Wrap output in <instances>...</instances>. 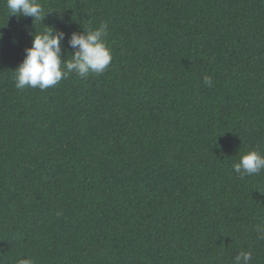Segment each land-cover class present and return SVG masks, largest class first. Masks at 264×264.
Masks as SVG:
<instances>
[{"label":"trees","instance_id":"trees-1","mask_svg":"<svg viewBox=\"0 0 264 264\" xmlns=\"http://www.w3.org/2000/svg\"><path fill=\"white\" fill-rule=\"evenodd\" d=\"M0 0V264H264V0ZM107 24L112 60L17 89L33 34ZM212 79V86L204 77Z\"/></svg>","mask_w":264,"mask_h":264},{"label":"clouds","instance_id":"clouds-1","mask_svg":"<svg viewBox=\"0 0 264 264\" xmlns=\"http://www.w3.org/2000/svg\"><path fill=\"white\" fill-rule=\"evenodd\" d=\"M9 15L32 17L44 20L46 12L39 0H5ZM107 24L101 23L95 29L72 32L67 46L71 48V60L62 59V42L66 34L53 26H46L39 34H33L31 47L25 49L22 63L14 70V82L17 89L25 87L45 90L55 86L62 79L75 73L80 78L90 74H102L112 60V53L106 43ZM204 83L212 86V79L204 77ZM233 170L240 174L254 175L264 171V154L258 150H249L233 164ZM257 233L264 239V225H257ZM252 253L241 251L234 258V264H250ZM16 264H34L31 257L21 258Z\"/></svg>","mask_w":264,"mask_h":264}]
</instances>
